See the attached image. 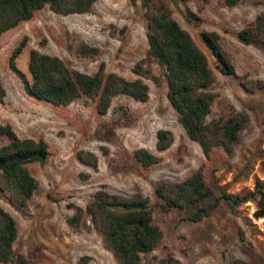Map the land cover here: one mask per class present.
<instances>
[{"label": "rangeland", "instance_id": "obj_1", "mask_svg": "<svg viewBox=\"0 0 264 264\" xmlns=\"http://www.w3.org/2000/svg\"><path fill=\"white\" fill-rule=\"evenodd\" d=\"M167 6L170 16L204 53L214 75L209 89L215 96L208 118L231 111L248 115L230 153L216 146L209 158L204 157L178 123L162 80L155 85L143 79L148 86L145 101L119 94L100 115L95 101L84 97L62 106L33 99L9 70V52L26 35L16 66L27 76V52L36 48L58 56L70 69L92 74L103 63L105 72L133 79L131 68L144 57L147 47L139 0H95L89 12L68 15L55 14L44 6L0 34L4 88L0 122L9 123L19 137L43 139L49 152L43 163L26 165L37 182L26 206L11 203L0 192V206L17 226L13 249L31 264H79L82 257L86 258L81 259L82 264H116L86 215L76 228L65 221L73 212L71 204L83 207L98 188L121 194L138 191L148 198L152 220L162 237L151 251L140 254L138 264H158L168 252L182 264H233L234 259L250 257L264 262V216L253 217L254 200L234 206L221 201L208 217L193 222L183 219L178 209L163 211L153 192L157 183L179 181L199 166L216 193L244 194L256 182L264 191V34L253 36L248 44L236 37L240 29L253 24L257 13L264 12V0L168 1ZM202 30L218 33L233 66L231 74H222L216 67L199 36ZM80 42L97 47L98 53L79 55L76 47ZM147 66L152 74L161 76L155 62ZM157 129H167L172 135L163 151L154 147ZM5 142L0 136V145ZM139 147L157 155L159 161L140 166L132 156ZM78 150L93 153L96 167L79 162Z\"/></svg>", "mask_w": 264, "mask_h": 264}, {"label": "trees", "instance_id": "obj_2", "mask_svg": "<svg viewBox=\"0 0 264 264\" xmlns=\"http://www.w3.org/2000/svg\"><path fill=\"white\" fill-rule=\"evenodd\" d=\"M94 1L0 0V34L28 20L34 11L44 6L59 15L82 14L90 11ZM168 1L185 3L192 0H139L146 20L147 47L144 57L131 68L135 74L133 79H126L112 71L105 72L103 63H99L92 74L70 69L58 56L36 48L27 52V76L16 66V59L27 42L26 35H22L10 50L8 68L19 79L27 96L53 106L67 105L79 97L88 98L95 101V110L100 115L106 112L111 99L119 94L135 101H145L148 86L143 79L148 78L155 85L162 80L166 86L167 101L178 123L185 135L199 145L204 157L209 158L216 146L230 153L239 131L248 122V115L244 111H231L208 118L215 96L209 89L214 75L204 53L189 33L170 16ZM260 34H264V12L257 13L253 24L240 29L236 37L248 44L253 36ZM199 36L215 59L218 70L222 74H231L233 66L228 53L220 45L218 33L202 30ZM98 51L97 47L84 42L76 47L81 56L96 55ZM150 62L159 66L161 76L150 72L147 66ZM3 97L4 88L0 81V102ZM0 136L6 138V142L0 145V192L6 194L11 203L24 207L37 186L26 165L43 163L49 153L47 144L41 138L19 137L9 123L0 122ZM171 142L169 130H156L154 147L157 151L165 150ZM75 156L79 162L96 167L93 153L78 150ZM132 156L144 168L159 161L157 155L142 147L133 149ZM153 192L161 200L163 211L178 209L183 213V219L188 221L196 222L208 217L221 201L234 206L250 199L256 204L253 217L264 216V191L259 182L255 183L253 190L244 194L216 193L204 180L200 166L179 181L157 183ZM71 206L73 212L65 217L66 223L76 228L86 215L116 264H138L140 254L151 251L162 237L161 229L152 220L148 198L138 191L121 194L98 188L83 207ZM16 236L14 218L0 206V264H31L23 254L14 251ZM81 259L86 258H80L79 264H82ZM158 264L182 263L168 252L158 260ZM233 264L264 262L250 257L247 260L234 259Z\"/></svg>", "mask_w": 264, "mask_h": 264}]
</instances>
